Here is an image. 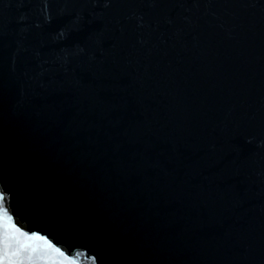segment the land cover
Segmentation results:
<instances>
[{
    "label": "water",
    "instance_id": "water-1",
    "mask_svg": "<svg viewBox=\"0 0 264 264\" xmlns=\"http://www.w3.org/2000/svg\"><path fill=\"white\" fill-rule=\"evenodd\" d=\"M0 192L9 264H264V58L0 0Z\"/></svg>",
    "mask_w": 264,
    "mask_h": 264
},
{
    "label": "snow or ice",
    "instance_id": "snow-or-ice-1",
    "mask_svg": "<svg viewBox=\"0 0 264 264\" xmlns=\"http://www.w3.org/2000/svg\"><path fill=\"white\" fill-rule=\"evenodd\" d=\"M5 196L3 192H0V211L3 212L4 216L7 217V210L3 209V204L2 202L4 201ZM18 231V230H17ZM38 236V234L33 233L32 234V238H36ZM42 239V238H41ZM49 247H54L53 245H51V242H47ZM5 247V241L3 237H0V261H4L5 264H9L8 262V257L7 255L4 253L3 249ZM57 252H59V249H55ZM62 254V253H61ZM78 255H82L80 253H78ZM93 264H95L97 257L93 256L92 258ZM103 259V257L101 256V260ZM68 264H76V262L74 260L69 261Z\"/></svg>",
    "mask_w": 264,
    "mask_h": 264
}]
</instances>
